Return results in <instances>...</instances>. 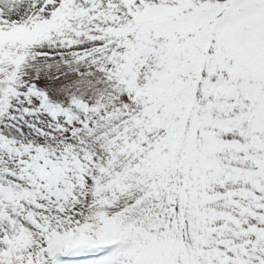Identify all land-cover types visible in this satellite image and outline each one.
I'll use <instances>...</instances> for the list:
<instances>
[{
    "label": "snow or ice",
    "instance_id": "obj_1",
    "mask_svg": "<svg viewBox=\"0 0 264 264\" xmlns=\"http://www.w3.org/2000/svg\"><path fill=\"white\" fill-rule=\"evenodd\" d=\"M0 264H264V0H0Z\"/></svg>",
    "mask_w": 264,
    "mask_h": 264
}]
</instances>
